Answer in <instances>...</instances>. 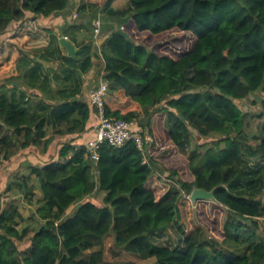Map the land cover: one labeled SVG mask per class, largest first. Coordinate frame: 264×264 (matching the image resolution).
<instances>
[{
	"label": "trees",
	"instance_id": "trees-1",
	"mask_svg": "<svg viewBox=\"0 0 264 264\" xmlns=\"http://www.w3.org/2000/svg\"><path fill=\"white\" fill-rule=\"evenodd\" d=\"M69 1L0 0V144L6 160L13 151L7 148L49 146L44 139L51 124L63 128L56 135L64 136L99 122V109L76 99L49 116L38 114L17 86L39 82L41 60L54 47L43 21ZM80 1L122 24L102 47V78L109 84L105 116L147 118L139 125L152 134V119L163 112L164 130L186 168L155 158L152 148L144 156L133 142L103 146L97 166L86 148L89 139L61 144L57 158L30 165L0 193V264H117L105 253L111 233L115 254L135 252L156 264H264V239L245 222L257 228L256 220L264 219V123L249 132L248 115L237 104L256 93L264 96V0ZM175 32L194 37L177 58L137 43ZM78 55V61L59 59L84 74L93 54L84 45ZM46 84L48 97L61 93ZM192 129L211 138L192 146ZM156 174L170 182L160 196L151 184ZM37 188L41 197L34 201ZM194 189H216L214 203L225 208L218 238L192 224L193 203L184 195ZM12 191L39 204L36 216L43 226L25 219L15 200L5 202ZM73 205L76 210L67 215ZM179 221L185 224L183 246L153 241Z\"/></svg>",
	"mask_w": 264,
	"mask_h": 264
},
{
	"label": "crops",
	"instance_id": "crops-1",
	"mask_svg": "<svg viewBox=\"0 0 264 264\" xmlns=\"http://www.w3.org/2000/svg\"><path fill=\"white\" fill-rule=\"evenodd\" d=\"M97 9L99 8L83 6L80 0H73V2L69 1L66 9L55 13L53 16L43 21L44 26L52 31L54 47L51 51L53 55H48V59L41 60L44 69L43 72L39 74V82H35L33 87L21 82L17 85L19 87L18 90L25 92V95L29 100V107L33 110H37L38 114L49 116L54 110L58 109L66 102L73 101L74 99L85 103L89 102V91L93 87L99 85L100 81L102 80L103 68H100V58L95 55L93 47L102 43L104 45L114 32L120 31L122 29V24L117 19H112L105 16V19H103V26L101 28V37H104L102 39L101 37L95 39L92 29L93 20L91 21V18L87 17L84 18V15L90 13H94L95 15L97 13L98 15L100 13V9ZM77 14H79L80 16V22L79 20H76ZM109 21L112 24H115V22L117 21V24H113L114 27L111 28L108 25ZM65 38H67L66 40L75 49V53L72 56L61 43V39ZM84 45H88L92 51L93 56L91 60L93 65L88 72L81 74L78 68L74 67L70 63H67L66 61H61L59 59V56L62 55L70 57L71 60L78 61L80 59L78 53L81 51V48ZM101 60L103 61L102 57ZM71 79H73V83L70 82ZM46 81H48V84H46L45 86H48V88L50 89L52 88L56 92L60 91L61 93L56 94L55 92H53L52 96L48 97L46 95L47 90L44 88V84ZM97 123L98 121H92L90 122V124L88 123L89 125L85 133L72 135L65 134L64 136L56 135L58 128L55 127H57V125L54 126V124H51L47 130V136L44 139V141L50 142L49 146L43 145L39 148L31 146L28 149L18 150L15 149V147L7 148L8 150L10 149V151L13 150L7 160L4 158V156L6 155L5 143L0 144V193L7 190L8 186L13 182L16 175L27 174L29 172L30 165L35 166L37 165L38 161L40 165H43L44 163L42 162L47 161L44 160L45 156L48 158V160H51L52 157L57 158L58 151L61 147L58 146V148H56V146L60 145V143L63 144L67 141L73 140L75 141V143H80L82 141H86L87 139L90 140L94 138V132L92 128ZM62 129L63 128L59 127V130ZM154 130L155 116L152 119L153 136L155 135ZM10 136L11 138H9L8 140L15 142L16 140L11 134H4V137ZM36 156L38 157V159ZM26 206L30 208V206H28L27 204ZM74 207H76V205H73L67 211V215H72L74 213L70 212V210ZM19 211L25 219L30 218L29 213L24 214L20 209Z\"/></svg>",
	"mask_w": 264,
	"mask_h": 264
},
{
	"label": "rangeland",
	"instance_id": "rangeland-1",
	"mask_svg": "<svg viewBox=\"0 0 264 264\" xmlns=\"http://www.w3.org/2000/svg\"><path fill=\"white\" fill-rule=\"evenodd\" d=\"M70 1L73 2V0H70ZM86 17L91 18V21L93 20L92 29L94 27V22L98 19H100L102 26H103V19H105V15L101 11L98 15L97 13L96 15L94 13L85 14L84 18ZM76 20H79V22L81 21L79 14H77ZM113 24L110 23V21L108 23L109 27L112 28L114 27V25L117 24V21L115 22L114 25ZM101 36H102V32L100 33L98 38H100ZM103 37H101V39ZM0 41H2L1 36H0ZM137 43L143 44L149 49H156L159 53H163V51H165L167 55L173 58H177L178 55L188 51L193 46L194 37L189 33L175 32L172 34L162 35V36L153 37V38L143 37L139 39ZM102 47H103V43L98 44L97 46L93 47V51L95 55L98 56V58H100V63H101L100 68H103V71H104L105 63L104 61L101 60ZM102 81H104L103 78L100 81V83ZM70 82L73 83V79H71ZM237 104L241 108V110L245 114L248 115V119L250 121L249 132L257 133L259 125L264 123V96L261 93H256L254 95H251L247 99L238 101ZM159 108H161V106H159ZM99 117H100V112H99ZM164 119H165V116L163 112L155 114V130H154L155 137L151 134L152 138L154 139V143L152 144V154L155 158L162 157L163 160H165L167 163H170L169 166L171 167L173 165L177 166L182 171L183 169L186 168L185 159L179 153L177 148L172 144L169 137L167 136L164 130ZM138 121L140 123H146L147 118L143 117V118H140ZM55 128H58V127H55ZM191 131H192V146L205 143L209 141V139L211 138V137L205 138V137L200 136L198 132L194 129H192ZM144 132H146L147 134L146 130ZM58 146L61 147V143L60 145H57L56 148H58ZM56 148H55V151H56ZM51 159H53V157ZM44 160H48V158L45 156ZM158 177L160 176L156 174L151 180V184L157 185L156 186L157 195L160 196L169 188L170 182L165 180L166 176H163V178H158ZM33 183L37 185L36 180H33ZM5 191H3L2 193H4ZM40 193H41L40 190L37 188L35 190L34 201L36 199H39V197H41ZM184 196L187 199H190V196H187V195H184ZM261 197L263 198L264 194ZM97 198L99 199L100 202L102 201V196L97 197ZM13 200H15L13 204L16 205L17 208L20 209L24 214L25 213L30 214V218H27V219H31L32 221L31 223H33V225L43 226L45 224L44 221L38 220L36 216V211L39 207V204H37L36 202L34 204V201L31 203L24 197L23 194H20V192H17V191H12L11 193L6 194L5 196V202L7 201L9 202ZM26 204L30 206V208L27 207ZM75 209L76 207L71 209L70 212L73 213ZM189 213L191 214L193 225L203 227L206 230L207 234H209L212 237L218 238L221 235L222 223H223V218L225 215V208L223 206H220L214 202L202 201L200 203L198 202L197 205H191L189 209ZM256 221L259 223V226H257V228L252 225V222H249V221H245V222L250 224L251 227L255 229L256 234L264 239V219H257ZM183 224L184 222H180V221L178 223L172 224L171 226L168 227L167 231L156 236V238H154L153 241L156 244H159L161 246H169L173 248H179L183 246V239H184V232H185L184 231L185 224L184 226ZM21 226H24V224H21ZM21 226H19V229L22 228ZM114 237L115 235L111 233L105 239L106 256L109 257L114 263H117V264H156L155 259H143L139 254L135 252L126 251V252L115 254L113 250L114 249L113 248Z\"/></svg>",
	"mask_w": 264,
	"mask_h": 264
},
{
	"label": "built area",
	"instance_id": "built-area-1",
	"mask_svg": "<svg viewBox=\"0 0 264 264\" xmlns=\"http://www.w3.org/2000/svg\"><path fill=\"white\" fill-rule=\"evenodd\" d=\"M102 23L100 19L94 22L93 34L98 39L101 33ZM109 95V84L102 81L93 87L89 94V100L93 106L99 109V122L92 128L94 138L86 143V148L91 160L97 166L100 159V149L107 145L112 148H121L133 142L137 149L146 156L150 153L154 139L149 131L140 127L138 119L126 121L123 119L109 118L105 116V100Z\"/></svg>",
	"mask_w": 264,
	"mask_h": 264
},
{
	"label": "water",
	"instance_id": "water-1",
	"mask_svg": "<svg viewBox=\"0 0 264 264\" xmlns=\"http://www.w3.org/2000/svg\"><path fill=\"white\" fill-rule=\"evenodd\" d=\"M61 43L68 50L71 56L74 55L75 49L66 39H61ZM215 192L216 189H213L212 191L194 189L192 194L190 195V200L192 201L193 205H196L198 201L202 200L217 202L215 198Z\"/></svg>",
	"mask_w": 264,
	"mask_h": 264
}]
</instances>
